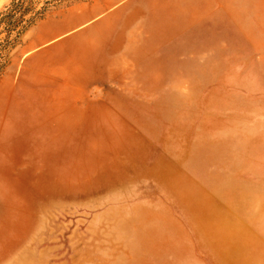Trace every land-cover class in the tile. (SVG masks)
I'll return each mask as SVG.
<instances>
[{"label": "rangeland", "instance_id": "obj_1", "mask_svg": "<svg viewBox=\"0 0 264 264\" xmlns=\"http://www.w3.org/2000/svg\"><path fill=\"white\" fill-rule=\"evenodd\" d=\"M40 5L0 53V264H264V0Z\"/></svg>", "mask_w": 264, "mask_h": 264}, {"label": "trees", "instance_id": "obj_2", "mask_svg": "<svg viewBox=\"0 0 264 264\" xmlns=\"http://www.w3.org/2000/svg\"><path fill=\"white\" fill-rule=\"evenodd\" d=\"M37 0H10L0 11V53L13 45L18 34L39 18L45 5L36 8Z\"/></svg>", "mask_w": 264, "mask_h": 264}]
</instances>
